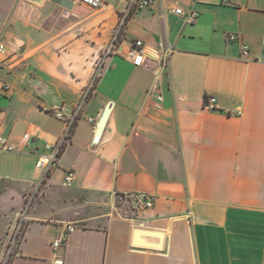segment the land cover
<instances>
[{"label": "crops", "instance_id": "crops-1", "mask_svg": "<svg viewBox=\"0 0 264 264\" xmlns=\"http://www.w3.org/2000/svg\"><path fill=\"white\" fill-rule=\"evenodd\" d=\"M227 1L155 0L121 27L128 0H0V135L14 146L0 149V264H264V0ZM96 75L38 195L36 163L66 129L45 108L70 115Z\"/></svg>", "mask_w": 264, "mask_h": 264}, {"label": "built area", "instance_id": "built-area-1", "mask_svg": "<svg viewBox=\"0 0 264 264\" xmlns=\"http://www.w3.org/2000/svg\"><path fill=\"white\" fill-rule=\"evenodd\" d=\"M73 1L74 3L80 2L93 9L98 8L99 6L103 4V0H73ZM154 3H155V0H128V12L121 24V27L125 24V21L131 11H135L143 7L152 6ZM228 4L231 5L232 3L228 2ZM175 12L178 14H182L187 23H193L199 16V12L194 9L184 11L182 7H179L175 9ZM119 34H120V31H118L114 35L113 40L111 41V43L108 45V47L105 50V54L119 52V46L116 44V40ZM233 40H235V36H230L229 41H233ZM241 48H242V57L248 58L250 56L249 47L246 44H241ZM5 50H6V47L0 39V52H5ZM147 55H148V51L146 50L144 41L141 39L135 40L132 46L128 50V56L129 58L132 59V62L136 66H143L145 64ZM97 79H98L97 75L92 78L91 84H89L84 89L78 105L73 109L70 115H66L60 108H57L54 106H48L45 108L46 111H48L49 113H52L57 118L65 120L66 129H65L64 134L55 143L47 144L45 146L46 152L40 155L36 163L37 168H39L42 171V176L37 186L36 193L41 191L42 186L49 179L50 173L58 165L59 160L65 148L71 143L76 120L78 116L81 114L88 98L90 97ZM2 88L4 90H8L10 88V85L5 83L2 85ZM157 99L161 101L163 99V95L158 94ZM216 103H217L216 98L214 96H210L206 98L205 100V107L215 108L217 105ZM24 139L25 140L29 139V134H25ZM0 149L12 151L14 150V146L7 142V138L0 135ZM74 174L75 172L73 170L66 171V175H65L66 183H70L73 180ZM122 198L123 199H134L136 200L138 206H141L144 208L151 207L154 204V197L148 194H145V193L127 194V195L122 196ZM20 227L21 225H19L18 229H20ZM73 230H74V226L72 224L66 225L64 230L61 231V233L55 238V240L52 243L54 250L59 251L64 246V244L67 241L68 235ZM16 234H17V231H16ZM63 262H64V259L62 257H59L56 259V263L58 264H62Z\"/></svg>", "mask_w": 264, "mask_h": 264}, {"label": "rangeland", "instance_id": "rangeland-1", "mask_svg": "<svg viewBox=\"0 0 264 264\" xmlns=\"http://www.w3.org/2000/svg\"><path fill=\"white\" fill-rule=\"evenodd\" d=\"M42 189H43V186H42ZM37 194L39 195V192H37ZM34 199H35L34 196H33V200H31L30 202H29V199H28V202L26 203V208L33 203ZM23 212H25V211H23ZM21 218H22V220L20 221V223H18V226L21 225V227H20V229H17V234L15 236V233H14V237H13V243L15 245L18 242V240L20 239V237L22 236L23 231H24V227H25L24 214L21 215ZM8 257H9V254H7L6 261H5L4 264H7Z\"/></svg>", "mask_w": 264, "mask_h": 264}, {"label": "water", "instance_id": "water-1", "mask_svg": "<svg viewBox=\"0 0 264 264\" xmlns=\"http://www.w3.org/2000/svg\"><path fill=\"white\" fill-rule=\"evenodd\" d=\"M36 4H41L43 2V0H30ZM56 4H59L61 6H63L64 8L68 9V10H72L74 8V1L73 0H51Z\"/></svg>", "mask_w": 264, "mask_h": 264}, {"label": "trees", "instance_id": "trees-1", "mask_svg": "<svg viewBox=\"0 0 264 264\" xmlns=\"http://www.w3.org/2000/svg\"><path fill=\"white\" fill-rule=\"evenodd\" d=\"M133 13V11L130 12V14L128 15L127 19L129 18V16Z\"/></svg>", "mask_w": 264, "mask_h": 264}]
</instances>
